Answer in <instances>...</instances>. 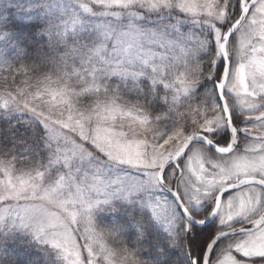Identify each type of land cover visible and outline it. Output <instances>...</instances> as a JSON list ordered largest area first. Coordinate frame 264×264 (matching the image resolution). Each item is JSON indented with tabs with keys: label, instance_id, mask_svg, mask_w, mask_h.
Instances as JSON below:
<instances>
[{
	"label": "snow or ice",
	"instance_id": "snow-or-ice-1",
	"mask_svg": "<svg viewBox=\"0 0 264 264\" xmlns=\"http://www.w3.org/2000/svg\"><path fill=\"white\" fill-rule=\"evenodd\" d=\"M53 2L0 0V264H264V0Z\"/></svg>",
	"mask_w": 264,
	"mask_h": 264
},
{
	"label": "trees",
	"instance_id": "trees-1",
	"mask_svg": "<svg viewBox=\"0 0 264 264\" xmlns=\"http://www.w3.org/2000/svg\"><path fill=\"white\" fill-rule=\"evenodd\" d=\"M7 75H9V69L6 65L4 68L0 69V78H2L3 76H7ZM12 75H16L15 69L12 70ZM19 82H20L19 79H17V84H19ZM9 83L11 84V76L9 77ZM124 99H127V97H125ZM130 102H135V101H130ZM78 103L81 106H86L87 104H90L91 101L80 98ZM139 103H143V101L141 100L139 101ZM170 127H171V124L169 122H165V124H162V128H164L165 131H167ZM16 155L19 157L16 163L17 172H19L20 170L27 171L33 166V164L39 163V161H37L35 157H31L30 159V154L23 152V146H18ZM36 247H39V246H36ZM175 259H177V261L180 260V255H179L178 250H177V256L175 257Z\"/></svg>",
	"mask_w": 264,
	"mask_h": 264
},
{
	"label": "rangeland",
	"instance_id": "rangeland-1",
	"mask_svg": "<svg viewBox=\"0 0 264 264\" xmlns=\"http://www.w3.org/2000/svg\"><path fill=\"white\" fill-rule=\"evenodd\" d=\"M61 7V3H60V0H54L53 2V10L54 11H58L59 8ZM14 53H10L9 55H13ZM6 66V64H0V69L4 68ZM120 124V121L118 120L117 121V125L119 126ZM125 125H126V122H125ZM169 199H171V196H169ZM111 216L110 214H103L102 216L98 217V220H101L103 224H111ZM218 226V225H217ZM159 227V226H157ZM219 227V226H218ZM160 231L162 232V228L160 229ZM77 235H79V233H77ZM125 239H127V237H124ZM80 243L83 244L84 241L83 240H80Z\"/></svg>",
	"mask_w": 264,
	"mask_h": 264
},
{
	"label": "clouds",
	"instance_id": "clouds-1",
	"mask_svg": "<svg viewBox=\"0 0 264 264\" xmlns=\"http://www.w3.org/2000/svg\"><path fill=\"white\" fill-rule=\"evenodd\" d=\"M20 239H22L25 244L28 243V238L27 237H20ZM33 247H36V246H33ZM43 255H44L43 251L38 252L37 253V257H36L37 260L42 262L43 261Z\"/></svg>",
	"mask_w": 264,
	"mask_h": 264
},
{
	"label": "water",
	"instance_id": "water-1",
	"mask_svg": "<svg viewBox=\"0 0 264 264\" xmlns=\"http://www.w3.org/2000/svg\"><path fill=\"white\" fill-rule=\"evenodd\" d=\"M214 150V148H211ZM215 218H213V221H214ZM195 227H198V228H202L203 226L202 225H195Z\"/></svg>",
	"mask_w": 264,
	"mask_h": 264
},
{
	"label": "flooded vegetation",
	"instance_id": "flooded-vegetation-1",
	"mask_svg": "<svg viewBox=\"0 0 264 264\" xmlns=\"http://www.w3.org/2000/svg\"><path fill=\"white\" fill-rule=\"evenodd\" d=\"M236 115L239 116V112L238 111H237ZM242 126H244V125L242 124ZM210 150L214 151L213 149H210ZM214 221H215V219H214Z\"/></svg>",
	"mask_w": 264,
	"mask_h": 264
}]
</instances>
